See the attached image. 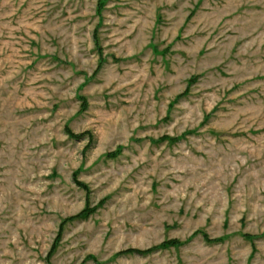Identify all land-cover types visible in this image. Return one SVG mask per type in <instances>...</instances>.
Returning <instances> with one entry per match:
<instances>
[{"label":"rangeland","instance_id":"rangeland-1","mask_svg":"<svg viewBox=\"0 0 264 264\" xmlns=\"http://www.w3.org/2000/svg\"><path fill=\"white\" fill-rule=\"evenodd\" d=\"M0 264H264V0H0Z\"/></svg>","mask_w":264,"mask_h":264},{"label":"trees","instance_id":"trees-1","mask_svg":"<svg viewBox=\"0 0 264 264\" xmlns=\"http://www.w3.org/2000/svg\"><path fill=\"white\" fill-rule=\"evenodd\" d=\"M74 137H78V136H74ZM110 156H117L116 154H111ZM81 185V184H80ZM84 215L81 214L73 219H77V218H80V217H83ZM205 239L207 238L206 235H204ZM249 237V236H248ZM182 244L180 241L178 240H170V241H166L164 242L161 247L163 248H171V247H180ZM150 252V250L148 251H141V250H127L125 252H122L121 255H130V254H133V255H146Z\"/></svg>","mask_w":264,"mask_h":264}]
</instances>
